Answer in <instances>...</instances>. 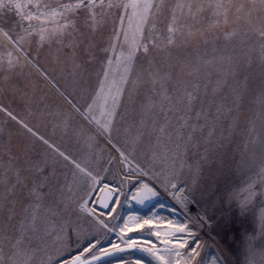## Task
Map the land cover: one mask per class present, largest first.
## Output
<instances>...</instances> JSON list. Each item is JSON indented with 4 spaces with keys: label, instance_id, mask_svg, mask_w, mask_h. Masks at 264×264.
I'll list each match as a JSON object with an SVG mask.
<instances>
[{
    "label": "rangeland",
    "instance_id": "obj_1",
    "mask_svg": "<svg viewBox=\"0 0 264 264\" xmlns=\"http://www.w3.org/2000/svg\"><path fill=\"white\" fill-rule=\"evenodd\" d=\"M77 257L264 264V0H0V264Z\"/></svg>",
    "mask_w": 264,
    "mask_h": 264
},
{
    "label": "water",
    "instance_id": "obj_2",
    "mask_svg": "<svg viewBox=\"0 0 264 264\" xmlns=\"http://www.w3.org/2000/svg\"><path fill=\"white\" fill-rule=\"evenodd\" d=\"M116 196V191L112 187L105 185L101 188L96 205L99 209L106 211L109 209L113 198ZM159 193L156 189L148 185L142 184L131 196V202L140 210L148 209L157 199Z\"/></svg>",
    "mask_w": 264,
    "mask_h": 264
},
{
    "label": "snow or ice",
    "instance_id": "obj_3",
    "mask_svg": "<svg viewBox=\"0 0 264 264\" xmlns=\"http://www.w3.org/2000/svg\"><path fill=\"white\" fill-rule=\"evenodd\" d=\"M81 4H83V0H81ZM84 6H87V5H84ZM129 6H131V7H133V8H135L137 5L136 4H131V5H124L123 7H125V8H127V7H129ZM77 7H80V5H77ZM148 7H151V5H148ZM169 32H172L173 31V29L171 28V27H169ZM173 41L170 39L169 40V43H172ZM190 95V97L192 98V99H194L195 97H194V94H189ZM77 167H79V166H77ZM81 171H83V170H81ZM33 219H35V217L33 218ZM181 231H183V229H181ZM20 243V241L18 240L17 241V244H19ZM181 247H183V244H181ZM94 259H97L98 257H93ZM159 259L161 260V261H163L164 260V257L163 256H160L159 257ZM77 261L78 262H80V264H88V262L87 261H80V258L79 257H77Z\"/></svg>",
    "mask_w": 264,
    "mask_h": 264
},
{
    "label": "trees",
    "instance_id": "obj_4",
    "mask_svg": "<svg viewBox=\"0 0 264 264\" xmlns=\"http://www.w3.org/2000/svg\"><path fill=\"white\" fill-rule=\"evenodd\" d=\"M213 119V118H212ZM198 148L200 149V146H198ZM199 152V151H198ZM198 155V153L196 154V156ZM193 162H194V157H190L189 158V164L191 165V167H189V170L191 169V168H193ZM195 164V163H194Z\"/></svg>",
    "mask_w": 264,
    "mask_h": 264
},
{
    "label": "bare ground",
    "instance_id": "obj_5",
    "mask_svg": "<svg viewBox=\"0 0 264 264\" xmlns=\"http://www.w3.org/2000/svg\"><path fill=\"white\" fill-rule=\"evenodd\" d=\"M153 206V205H152ZM137 208V207H136ZM132 212V211H131ZM133 213V212H132ZM213 240H215L214 238H213V236L211 235L210 236ZM158 252V251H157ZM226 252V251H225ZM159 253H160V251H159ZM228 253V252H227Z\"/></svg>",
    "mask_w": 264,
    "mask_h": 264
}]
</instances>
